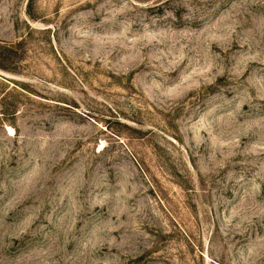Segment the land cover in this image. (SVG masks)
Listing matches in <instances>:
<instances>
[{
  "label": "rangeland",
  "instance_id": "obj_1",
  "mask_svg": "<svg viewBox=\"0 0 264 264\" xmlns=\"http://www.w3.org/2000/svg\"><path fill=\"white\" fill-rule=\"evenodd\" d=\"M0 264H264V0H0Z\"/></svg>",
  "mask_w": 264,
  "mask_h": 264
},
{
  "label": "bare ground",
  "instance_id": "obj_2",
  "mask_svg": "<svg viewBox=\"0 0 264 264\" xmlns=\"http://www.w3.org/2000/svg\"><path fill=\"white\" fill-rule=\"evenodd\" d=\"M11 131V130H10Z\"/></svg>",
  "mask_w": 264,
  "mask_h": 264
}]
</instances>
